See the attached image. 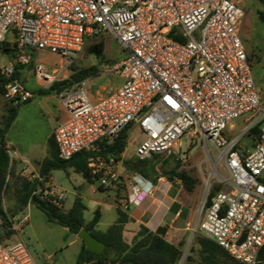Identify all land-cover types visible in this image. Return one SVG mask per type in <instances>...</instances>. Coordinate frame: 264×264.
<instances>
[{"label": "built area", "instance_id": "obj_1", "mask_svg": "<svg viewBox=\"0 0 264 264\" xmlns=\"http://www.w3.org/2000/svg\"><path fill=\"white\" fill-rule=\"evenodd\" d=\"M242 1L0 0V46L9 37L6 46L14 56L0 65V75L6 79L4 98L22 104L33 93L15 76L17 65H31L41 52L71 59L89 39L111 33L126 56L101 74L122 83L95 101L87 82L60 96L68 116L53 131L59 158L97 152L99 142L132 124L144 136L136 149L139 160L174 154L184 137L200 141L211 159V150L217 152L219 190L211 196L213 183H207L191 231L239 263L258 264L264 247V102L241 37ZM34 72L38 80L55 79L39 59ZM245 116L246 131L230 136ZM95 161L103 163L91 157V168ZM154 188L134 176L121 207L141 206ZM21 227L14 225L16 235L0 242V264H38Z\"/></svg>", "mask_w": 264, "mask_h": 264}, {"label": "rangeland", "instance_id": "obj_2", "mask_svg": "<svg viewBox=\"0 0 264 264\" xmlns=\"http://www.w3.org/2000/svg\"><path fill=\"white\" fill-rule=\"evenodd\" d=\"M241 5L244 8L241 37L247 48L255 82L262 93V99L264 102V22L258 18L259 11L264 12V9L258 0H243ZM99 37H102L105 41L104 56L108 62L100 63L95 57L87 54L86 48L91 43V41H88L85 48H83L80 53L70 55L71 59H66L57 54L48 52H41L39 55H34L33 63L20 70L18 79L23 82L27 89H31L33 91L43 90V81L41 82L37 80L35 72H33L35 62L38 61V59L44 66L45 72L55 77L52 82L46 84L48 87H53L56 84L69 80L73 73L72 67L75 68L77 66L85 68L98 65L102 68V71H104L105 67H108L109 62H119L126 56L125 50L111 33H107ZM7 40H10L9 37L6 38V43L2 44L3 46L8 44ZM9 60H11L10 53H6L0 49V65L5 66ZM67 63H69V66ZM67 67L69 72L62 74L64 69ZM113 79L114 78L112 76L101 74L98 77L88 78L83 82H87L91 98L95 101L96 99L105 96L106 90L114 84L112 82ZM74 85L75 84L61 86V90L58 94H64ZM51 94H53V91L50 89L47 91V95ZM39 98L41 97L36 95V99ZM8 104L9 103L4 96L0 95V123L6 115ZM20 107H25V104H21ZM26 109H28V107L21 111L22 119L25 116ZM36 113L43 125H46V117L40 116V112L38 110ZM246 118L247 116L236 122V128L230 136H236L246 131L248 126ZM22 121L23 120L19 122L18 126H14V133L18 136V141H16L14 149L11 148L12 154L16 159L18 154H26L33 160H39L48 153V149L46 148V145H44L43 130H41V128H36V126L22 127ZM142 139L143 136L140 130L136 126L132 127V130L129 133L127 148L124 152L125 157L129 158V160L123 159V161H139L136 156L137 148L134 143L137 140L140 141ZM243 144L247 146L249 144L248 139L243 140ZM29 146L32 151L28 150ZM208 147L210 149L209 144ZM206 151L209 150L203 147L200 141L190 140L184 137L180 141V146L175 148L174 154L148 158L151 159V163L147 166V172L149 175L147 180L157 182L162 178L165 183L172 181L173 188H175L176 191H178L182 185L180 181L172 180L173 178H171L170 175L173 173L185 171L190 176L197 179L199 184L193 192L189 193L183 187L182 188L183 197L187 195L188 205L186 212L193 210L197 204L199 218L200 208L206 195L207 183L211 181L213 183V188L217 187V152L213 149L211 150V159L207 155ZM102 162L103 163L95 161V166H93L92 169L97 170L96 174H98L100 178H106L105 184H102L99 179L97 181V185L101 186L104 189L103 193L109 195L108 197L112 200L109 202V206L103 207L106 213L102 220L101 230H104L108 225L113 224L115 220L116 211L114 208V202L120 200L124 201L128 198L131 193L133 177L139 174L127 170L124 167L123 162L107 163L104 159H102ZM219 171L224 177H228V173L222 167L219 168ZM67 173L68 172L63 170H57L53 174L58 193L62 192L65 197L64 202L66 209L71 206V201L73 199L72 194L74 192ZM113 174L117 176L116 181L112 179ZM105 194L94 192L93 188L90 186L84 190L83 196L85 199L83 201L87 207V210L85 211V219L89 220L93 218L94 211L96 210L94 201L103 198ZM183 197L182 195L179 196V198ZM6 205H10V202L7 201ZM131 209L133 210V207ZM26 215H29L30 221L27 224H23L24 228L20 231V234L30 246L37 263L41 256H47L50 254L53 255L61 244H69L71 239L70 237L72 236L63 227L48 223L44 213L37 207L33 205L31 208L26 209L25 214H23L21 218L23 219ZM50 227H55L53 228L55 230L50 231ZM195 227L196 224L190 227L187 238L182 243V257L178 264H209L203 260L200 252V246L196 243V238L202 235L198 232L191 231L192 229H195ZM129 238L131 239V236H129ZM218 264H239V262L227 259L226 261L220 260Z\"/></svg>", "mask_w": 264, "mask_h": 264}, {"label": "trees", "instance_id": "obj_3", "mask_svg": "<svg viewBox=\"0 0 264 264\" xmlns=\"http://www.w3.org/2000/svg\"><path fill=\"white\" fill-rule=\"evenodd\" d=\"M258 1L264 9V0ZM258 18L264 22L263 11H259ZM88 41H91V43L86 48L87 54L95 57L100 63L108 62L104 56V39L102 37H94ZM0 49L6 53H10L11 60L14 59L13 54H11L7 46L1 45ZM116 62L111 61L108 63V66ZM23 67L21 65L16 66L15 76L17 78ZM72 71L73 73L69 80L52 87L57 93L60 92V87L63 85L80 83L88 78L98 77L103 72L102 68L98 65L85 68L76 66L75 68L72 67ZM5 83L6 79L0 75L1 96H4ZM29 101L22 104L28 103ZM8 103L6 115L0 123V242L6 241L16 235L17 231L13 229L15 217L22 214L29 205H34L44 213L48 223L61 226L70 234L76 236H78L82 229H86L105 244L104 252L97 254L89 251L82 241L81 249L77 257L78 264L179 263L182 257L183 244L174 245L167 241L165 238L166 227H160L157 231L153 232L144 225H141L132 239L126 236V225L132 221V218L128 211L121 207L119 201H115L118 215L116 222L105 232H101L96 230L101 219L100 209H96L93 218L87 221L85 219L87 207L80 194L74 197L72 205L66 209L64 200L59 201L57 195L45 193L46 191H50L46 183L49 182L52 172L55 170H63L65 172L73 170L75 173L81 174L89 184H96L100 176L93 173V169L89 166L91 157H101L107 163L111 162V160L114 162L122 161L127 170L136 172L145 179L149 178L147 166L151 163V159L136 162L123 161V153L127 148L129 133L132 127H135L134 124L123 129L111 141L99 142V150L97 152L83 151L69 160L59 158L58 150L52 136L48 142V156L40 163L38 177L31 178L18 171L16 161L10 155L6 135L18 116L21 104L14 105L12 102ZM261 125L262 123L255 127L252 130V134H256L260 130ZM163 155H153L152 158ZM170 177L173 178L172 180L180 181L182 187L189 193L193 192L199 184L197 179L185 171L173 173ZM98 190L100 192L104 191L101 186H98ZM217 190H219V187L213 189L211 196ZM7 201L10 202L8 206L6 205ZM196 243L200 246L203 260L209 264H218L220 260L226 261L227 259H232L220 246L203 236H198ZM258 264H264V247L260 251Z\"/></svg>", "mask_w": 264, "mask_h": 264}, {"label": "crops", "instance_id": "obj_4", "mask_svg": "<svg viewBox=\"0 0 264 264\" xmlns=\"http://www.w3.org/2000/svg\"><path fill=\"white\" fill-rule=\"evenodd\" d=\"M67 65L69 66V63H67ZM67 72H69L68 67L64 69L62 74L63 73L66 74ZM112 77L114 78L112 80L114 84L112 87L106 90V94L111 89L120 86L122 83L120 79L114 76ZM46 84H49V82L43 81V86H42L43 90L33 91L29 89L33 93V98L28 103H25V107L19 108L18 116L6 135L7 145L10 148V155L12 159L16 161V166L18 171L24 173L27 176H30L31 178L38 177L40 163L48 156V153L39 160H33L30 156L26 154H21V155L18 154L17 159L14 158L11 148L14 149L16 145V141H18V136L14 133V126H18L19 122L23 120L21 125L22 127L36 126V128H41V130H43V139L45 143L44 145H46V148L48 149V142L49 139L53 136L54 129L60 122L64 121L68 116L67 112L64 110V108L61 105L60 102L61 95H59L52 87H48ZM50 89L53 91V94L47 95V91ZM36 95H38L41 98L36 99ZM26 107H28V109L25 110V116L22 119L21 111ZM37 110L40 112V116L46 117V125H43L39 116H37L36 113ZM143 140H144V136L142 140L140 141L137 140L138 142L136 141L134 143L136 148ZM28 150L32 151L30 146ZM123 159L129 160V158L125 157L124 153H123ZM56 171L57 170L52 172L50 180L48 183H46V186L50 188L51 193L57 196H61L62 200H64L65 197L63 196V193L62 192L58 193L54 181L53 174ZM67 174L70 184L74 190L72 194L73 199L77 194H80L84 200L85 198L83 196V192L89 186L93 188L94 192H100L98 190L97 183L89 184L81 174H77L73 170H69ZM151 182H153L155 185V188L153 190L154 192H152V194L143 202L141 206L138 207L131 206L128 210V213L132 218V221L126 225V236L128 238L129 236H131L132 239L135 233L139 230V227L141 225H144L153 232L157 231L160 227H166L167 228L165 234L166 240L174 245H179L183 243V241L187 238V234L190 231V227H192L195 224L197 225L199 221V212L197 210L198 205L196 204V207L190 212H186L188 205L187 195L183 197L182 187L178 191H176V189L173 188L172 181H168L167 183H165V181L162 178L157 182L156 181H151ZM100 193L105 194L103 192ZM180 195H182L183 198H179ZM108 196L109 195L105 194L103 198L94 201V206L96 207V209H100L101 211V219L96 227L97 231L105 232L112 225L110 224L104 230H101L102 220L105 217V213H106L103 207L109 206V202L112 201ZM73 199L71 201V205ZM124 201L120 200L119 202L122 205ZM32 206L33 205H29L26 209H29ZM132 207L133 210L131 209ZM114 208L116 211V203ZM25 211L22 214L16 216L14 219L16 221L15 225L20 224L22 226L20 231L24 228L23 224H27L30 221L29 215H26L23 219L21 218V216L25 214ZM117 218L118 215L116 211V217L113 223L116 222ZM90 220L91 219L87 221ZM53 228L55 227H50L49 230L54 231L55 229ZM70 235L72 237H70L71 239L68 245L61 244L53 255L50 254L47 256L44 255L41 256L40 260L38 261V264H78L77 257L81 249L82 241L78 236L72 234Z\"/></svg>", "mask_w": 264, "mask_h": 264}, {"label": "water", "instance_id": "obj_5", "mask_svg": "<svg viewBox=\"0 0 264 264\" xmlns=\"http://www.w3.org/2000/svg\"><path fill=\"white\" fill-rule=\"evenodd\" d=\"M81 241L84 242L86 248L94 253L101 254L105 250V244L99 241L95 236H93L86 229H82L78 234Z\"/></svg>", "mask_w": 264, "mask_h": 264}]
</instances>
